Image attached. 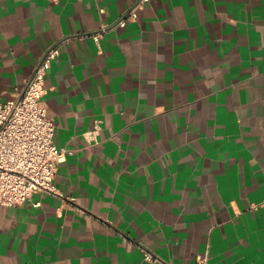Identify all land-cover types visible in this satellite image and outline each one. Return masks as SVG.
Here are the masks:
<instances>
[{"label":"crops","instance_id":"0c3cea01","mask_svg":"<svg viewBox=\"0 0 264 264\" xmlns=\"http://www.w3.org/2000/svg\"><path fill=\"white\" fill-rule=\"evenodd\" d=\"M139 1L0 0V103L57 47L44 103L73 150L64 197L0 204V264H264V0L116 26Z\"/></svg>","mask_w":264,"mask_h":264},{"label":"built area","instance_id":"2783aa9c","mask_svg":"<svg viewBox=\"0 0 264 264\" xmlns=\"http://www.w3.org/2000/svg\"><path fill=\"white\" fill-rule=\"evenodd\" d=\"M147 1L140 0L130 8L116 26L125 27L129 21L137 20L138 9ZM102 33L94 35L98 43ZM58 54L57 47L50 49L27 80L25 91L0 103V204L24 205L38 191L64 197L54 180L59 164L73 150L55 143L56 123L44 103L47 70ZM145 259L153 264H166L149 251L145 252ZM199 264H206V260H200Z\"/></svg>","mask_w":264,"mask_h":264}]
</instances>
